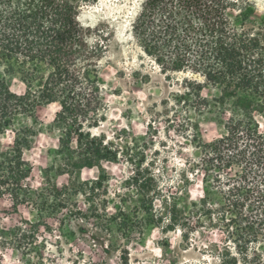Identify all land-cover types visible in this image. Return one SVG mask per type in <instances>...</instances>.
Instances as JSON below:
<instances>
[{"label": "trees", "instance_id": "trees-1", "mask_svg": "<svg viewBox=\"0 0 264 264\" xmlns=\"http://www.w3.org/2000/svg\"><path fill=\"white\" fill-rule=\"evenodd\" d=\"M79 12L80 0H0V137L14 133L11 146L0 150V198L14 206L32 196L23 151L38 132L40 105L60 107L53 119L65 130L55 150L58 170L104 173L101 162L118 159L109 142L83 131L102 117L99 77L108 37L83 26ZM253 13L248 0L142 2L131 34L143 55L162 73L201 78H184L175 99L192 106L194 115L184 120L198 152L181 189H162L140 169L123 180L125 202L134 198L131 209L120 208L127 233L153 225L187 237L207 228L221 234L222 264H264V35L248 25ZM7 76L18 77L22 94L11 90ZM206 87L209 96L202 95ZM201 121L213 122L218 135L205 140ZM196 175L201 190L191 198L187 187ZM19 229L13 245L20 249Z\"/></svg>", "mask_w": 264, "mask_h": 264}, {"label": "rangeland", "instance_id": "rangeland-1", "mask_svg": "<svg viewBox=\"0 0 264 264\" xmlns=\"http://www.w3.org/2000/svg\"><path fill=\"white\" fill-rule=\"evenodd\" d=\"M143 1L80 0L81 24L108 37L99 77L102 117L97 126L87 124L83 131L104 138L118 151V159L101 162L104 173L88 167L72 175L58 170L55 150L65 130L54 127L53 119L60 107L38 106V132L23 151L32 169L28 179L32 196L16 206L9 198H0L1 239L6 240L0 247V264H222L218 231L203 228L184 237L180 229L164 231L153 225L132 234L125 230L120 208L131 209L134 198L125 202L130 198L123 180L140 169L154 176L162 189H181V176L198 152L184 120L194 115L192 106L175 99H180L184 78H201L162 73L143 55L131 34ZM248 1L254 9L248 25L264 35V0ZM7 79L11 90L22 94L24 85L18 77ZM211 92L206 87L202 95ZM199 125L205 140L218 135L213 122ZM260 128L264 131L263 123ZM13 137L8 129L0 137V150L11 146ZM199 179L196 175L187 187L191 198L200 193ZM17 226L25 234L20 249L13 245L14 235L21 233Z\"/></svg>", "mask_w": 264, "mask_h": 264}]
</instances>
